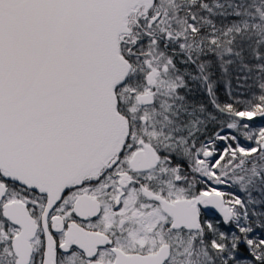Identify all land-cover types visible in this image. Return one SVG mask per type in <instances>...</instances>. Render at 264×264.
I'll use <instances>...</instances> for the list:
<instances>
[{
    "label": "snow or ice",
    "instance_id": "obj_1",
    "mask_svg": "<svg viewBox=\"0 0 264 264\" xmlns=\"http://www.w3.org/2000/svg\"><path fill=\"white\" fill-rule=\"evenodd\" d=\"M0 264H264V0H0Z\"/></svg>",
    "mask_w": 264,
    "mask_h": 264
}]
</instances>
